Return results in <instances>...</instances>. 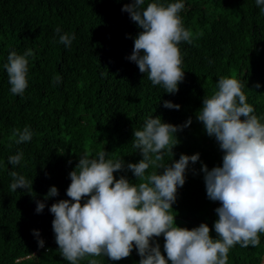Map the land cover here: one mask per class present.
<instances>
[{"label":"trees","instance_id":"16d2710c","mask_svg":"<svg viewBox=\"0 0 264 264\" xmlns=\"http://www.w3.org/2000/svg\"><path fill=\"white\" fill-rule=\"evenodd\" d=\"M131 2L0 0V264H71L56 243L50 207L70 199L66 195L70 173L85 153L95 158L105 151L107 158L123 160L124 170L114 176L139 184L126 166L143 159L132 142L134 130H142L149 117L175 126L192 119L189 127L175 134V147L172 152L165 150L162 161L169 165L182 154L200 156L198 162L189 163L171 214L177 226L192 230L207 224L212 238H218L215 210L221 205L208 199L202 167L222 166L224 153L196 117L221 77L237 79L253 114L264 117V14L256 0H145V8L149 3L185 5L178 15L191 31L192 43L178 45L184 80L177 93L169 94L128 59L142 31L122 11ZM63 34H74L71 46L60 43ZM29 49L33 55L27 57L28 86L22 96L16 95L10 91L4 65L12 51L24 55ZM57 76L61 79L54 84ZM164 101L181 107L167 109ZM25 127L32 139L17 144L13 129ZM20 152V164H10L9 157ZM12 171L24 176L30 187L13 192ZM154 171L163 172L150 166L145 176ZM53 186L59 195L46 199ZM38 201L46 205L42 213L36 211ZM259 239L256 247L237 243L230 248L228 264H264V233ZM152 243L160 245L167 259L164 237H153ZM91 259L99 264H139L141 257L134 247L128 258L119 261L101 254L86 256L77 264Z\"/></svg>","mask_w":264,"mask_h":264},{"label":"clouds","instance_id":"9594fccd","mask_svg":"<svg viewBox=\"0 0 264 264\" xmlns=\"http://www.w3.org/2000/svg\"><path fill=\"white\" fill-rule=\"evenodd\" d=\"M132 0L122 11L130 14L133 22L142 29L134 40L133 54L128 57L145 73L153 85H163L167 93L179 91L184 80L181 70L182 58L178 45L192 43V33L184 28L178 13L185 7L183 2L167 6ZM264 14V0H256ZM56 32L59 34L60 29ZM74 34L60 35V43L71 46ZM33 52L24 55L12 51L4 65L13 94L21 95L28 86V59ZM61 77L54 78L57 83ZM217 90L204 97L203 107L197 113L209 137H214L224 153L222 166L208 169L203 165L207 197L218 201L220 207L214 229L218 236L213 239L207 224L192 230L179 227L176 216L171 214L176 202L178 187L185 184V172L189 163L199 161V154H182L178 161L164 165L165 150L172 152L174 137L178 131L189 127L192 119L184 125L164 123L159 117L146 119L142 130H134L133 147L143 157L139 163L127 164L141 182L132 184L125 176L117 179L114 173L124 170L123 160L107 158L100 151L95 158L85 153L70 173L71 184L66 195L69 200H59L49 211L55 240L62 257L77 264L86 256L106 255L113 261L128 258L135 247L141 257L139 264H228L230 248L239 243L241 247L260 244L259 234L264 233V117L253 114L254 108L247 103L242 84L235 78L221 77ZM260 87L259 84L256 85ZM167 109L179 110L180 105L164 101ZM243 117V119H241ZM13 137L20 144L32 139L30 128L13 129ZM177 140V139H176ZM23 153L10 156L8 162L20 164ZM162 169L145 176L149 167ZM13 183L10 188L30 187L24 176L10 172ZM58 188H50L46 199L57 197ZM90 197L83 204L82 200ZM46 205L37 202V213ZM36 237L38 231L33 232ZM163 236L164 252L160 245L153 246V237ZM44 247V241H38ZM88 264H99L91 259Z\"/></svg>","mask_w":264,"mask_h":264}]
</instances>
